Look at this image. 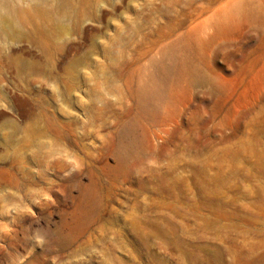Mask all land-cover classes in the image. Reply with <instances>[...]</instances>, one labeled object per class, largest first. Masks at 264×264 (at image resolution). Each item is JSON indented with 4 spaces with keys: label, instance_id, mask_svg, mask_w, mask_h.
I'll use <instances>...</instances> for the list:
<instances>
[{
    "label": "rangeland",
    "instance_id": "1",
    "mask_svg": "<svg viewBox=\"0 0 264 264\" xmlns=\"http://www.w3.org/2000/svg\"><path fill=\"white\" fill-rule=\"evenodd\" d=\"M3 18L0 264H264V0Z\"/></svg>",
    "mask_w": 264,
    "mask_h": 264
},
{
    "label": "bare ground",
    "instance_id": "2",
    "mask_svg": "<svg viewBox=\"0 0 264 264\" xmlns=\"http://www.w3.org/2000/svg\"><path fill=\"white\" fill-rule=\"evenodd\" d=\"M14 28H15V25H14V22L11 19H8V18L0 19V29L3 32H6V33L13 32ZM35 129H37V128H35ZM36 132L38 134L43 133L42 131L40 132L38 129H37Z\"/></svg>",
    "mask_w": 264,
    "mask_h": 264
}]
</instances>
